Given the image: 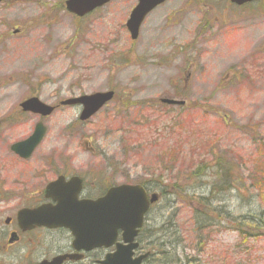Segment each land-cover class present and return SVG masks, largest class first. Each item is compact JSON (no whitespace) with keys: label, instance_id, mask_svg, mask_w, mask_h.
<instances>
[{"label":"rangeland","instance_id":"1","mask_svg":"<svg viewBox=\"0 0 264 264\" xmlns=\"http://www.w3.org/2000/svg\"><path fill=\"white\" fill-rule=\"evenodd\" d=\"M8 1L0 3V189L20 174L30 182L48 160L109 186L163 177L168 193L147 215L145 234L157 241L159 264H264V229L245 241L227 223L195 229L192 207L210 186L190 175L223 155L241 191L213 204L246 224L264 211V189L252 183L264 171V2L168 0L133 41L125 24L137 0H112L84 18L63 10L66 0ZM111 87L119 97L89 121L79 120V106L60 105ZM32 95L58 107L46 118L23 113ZM162 97L186 104L164 106ZM40 120L46 136L19 163L10 146ZM43 173L53 179V169Z\"/></svg>","mask_w":264,"mask_h":264},{"label":"flooded vegetation","instance_id":"2","mask_svg":"<svg viewBox=\"0 0 264 264\" xmlns=\"http://www.w3.org/2000/svg\"><path fill=\"white\" fill-rule=\"evenodd\" d=\"M1 2L3 0H0ZM8 3H12V0H9ZM63 10L79 18L67 10L66 1ZM13 32L18 33L19 29L14 27ZM11 153L19 163L31 159V157L21 158L12 150ZM45 169L54 170V173L51 174L54 175L51 177L53 179L49 178L50 175L43 173ZM70 172L72 171H64L62 164H54L48 160L42 168L31 175L30 182L25 180L28 177L26 174H20L16 185L11 184L8 189H0V264H109L107 261L115 251V246L76 244L75 236L70 228L52 224L51 217L59 215L57 213L58 201L55 200L53 193L47 192V187L63 177L62 186L64 189L76 195L78 202H85L103 196L117 184L109 186L107 183H101L98 179L89 182L87 177ZM147 182L143 185L148 194L158 193L161 195L157 179L153 177L149 183ZM159 201L151 205L149 213ZM42 208L43 212L36 213ZM37 214L39 215L35 216ZM42 217L48 219L41 222ZM154 241L139 239V248L134 257L152 249L155 250L157 241ZM159 261L160 255L151 253L142 260L141 264H159Z\"/></svg>","mask_w":264,"mask_h":264},{"label":"water","instance_id":"3","mask_svg":"<svg viewBox=\"0 0 264 264\" xmlns=\"http://www.w3.org/2000/svg\"><path fill=\"white\" fill-rule=\"evenodd\" d=\"M109 0H68L67 8L78 15H85L98 6H102ZM165 0H139L138 5L132 11L127 22L128 29L133 39H137L140 26L145 16L156 6ZM242 5L252 0H231ZM114 91L97 92L92 95L72 98L63 101V104H82V120L90 118L106 102L112 100ZM170 104H183V101L174 99H163ZM25 111L47 116L54 110L49 106L32 97L22 103ZM46 128L42 122L36 125L34 133L24 141L17 142L12 149L24 158H28L42 141ZM48 192L53 193L58 201L57 213L53 215L52 222L57 225L68 226L74 233L76 243L79 245L90 243L91 246L107 245L116 243L119 231H122L123 243H117V251L110 256L109 264H140L147 256L142 255L133 259V250L138 246L134 242L144 223V217L150 204L158 200V194H153L149 199L146 190L140 185H120L112 188L108 194L96 201L78 202L76 195L65 190L62 180H58L48 186ZM43 212V209L36 213ZM39 214L35 215L38 216ZM47 217H42L45 222Z\"/></svg>","mask_w":264,"mask_h":264},{"label":"trees","instance_id":"4","mask_svg":"<svg viewBox=\"0 0 264 264\" xmlns=\"http://www.w3.org/2000/svg\"><path fill=\"white\" fill-rule=\"evenodd\" d=\"M260 2H264V0H260ZM131 102L127 105V103L124 101L125 107L136 104V101L133 103ZM140 127L144 129L146 127V123L143 122ZM172 150L173 151L170 153L172 154L171 158L174 157L176 152L174 149ZM212 159L214 160V167L209 168V165H205V163H203L198 165L197 170L190 171V175L193 177L203 176L208 178L210 186L208 195L200 196V199L196 202L197 205L192 207L193 224L195 229L198 231H204V229L221 225L222 223H227L239 232V235L243 237L242 239L244 241L248 237L259 236L263 231L260 230L264 229V211L261 212V214L253 215L252 218H248V224H246V218H243L244 221H242L241 219L234 217V215L227 209L226 206H218L213 204V202L216 201L220 195H226L228 192L233 190L234 186H237L238 190L241 191V187L239 186V183H241V177L234 174L235 169L237 168L236 165L230 160H225L223 155L215 154ZM209 170L212 171L209 172ZM263 173L264 171L259 175L252 177V183L255 187H257L261 195H263L262 189H264V179H260L259 176H261ZM154 178L158 181V189L160 190L161 195H167L168 186L166 185L165 187L163 184V177L160 178L154 176ZM149 182L150 181L147 183ZM175 187H178L177 182L175 183ZM247 226H251L253 228L252 231L246 229ZM180 241L182 240L177 238L174 244L177 245ZM171 244H173V242H171ZM187 261L188 259L186 257V262ZM193 264H200V260H196Z\"/></svg>","mask_w":264,"mask_h":264}]
</instances>
